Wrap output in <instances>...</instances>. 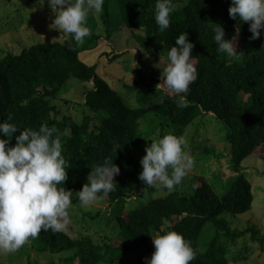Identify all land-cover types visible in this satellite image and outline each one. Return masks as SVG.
<instances>
[{
	"label": "trees",
	"instance_id": "trees-1",
	"mask_svg": "<svg viewBox=\"0 0 264 264\" xmlns=\"http://www.w3.org/2000/svg\"><path fill=\"white\" fill-rule=\"evenodd\" d=\"M110 1L120 13L118 26L130 32L138 61L144 54L167 52L176 37L187 33L197 72V79L189 85L188 107H179L177 95L164 85L150 89L140 69L137 79L121 86L135 93L137 103L150 100L158 90L163 97L151 105L130 107L116 91L115 81L110 85L97 73L96 64L81 60L82 52H92L114 31ZM229 5L230 0H188L177 13H170L169 27L159 31L154 20L155 0H104L100 12L104 30H91L83 42L71 36L63 42L32 44L0 58V121L11 115L8 122L18 127L10 139L14 142L20 130H38L41 124L55 128L53 138L59 137L67 161V179L58 187L80 191L90 169L105 158L120 169L113 178L117 186L106 196L120 228L118 244H96L87 236L49 229L30 237L33 249L60 255V264H114L134 251L133 264H145L144 258L154 251L152 237L175 231L195 252L189 264H230L228 243L246 231L232 230L220 215L236 216L251 209V184L238 172L242 160L251 153L259 152L264 161V38L260 29L259 38L249 39L248 22L229 18ZM217 25L222 27L224 39L233 38L236 51L242 54L228 56L218 50L213 39ZM115 52L112 48V61L117 59ZM69 82L83 87L92 82L83 96L87 113L79 123L69 116L59 117L51 103ZM142 86L147 90H140ZM243 95H247L246 100ZM202 113H212L229 128V156L235 176L221 193L200 175L174 186L163 197L153 198L154 187L138 179L141 165L135 152L143 136L140 121L154 114L163 119L162 127L168 122L180 131ZM116 146L120 148L114 151ZM137 197H145L147 202L134 209L122 208L124 202ZM250 230L255 236V230Z\"/></svg>",
	"mask_w": 264,
	"mask_h": 264
},
{
	"label": "clouds",
	"instance_id": "clouds-1",
	"mask_svg": "<svg viewBox=\"0 0 264 264\" xmlns=\"http://www.w3.org/2000/svg\"><path fill=\"white\" fill-rule=\"evenodd\" d=\"M44 2L37 0L38 6H43ZM47 3L55 14L49 27L71 34L74 41L83 42L92 34L87 19L90 14L102 11L104 0H47ZM176 7L174 0H155L154 20L159 31L169 27L170 13ZM228 15L242 23L248 22L249 39H257L259 30L264 28V0H230ZM213 39L218 50L228 56L243 53L236 51L233 38L224 39L219 25L214 29ZM192 49L187 33L182 32L167 51L166 66L161 69L160 60L154 65L162 70V83L155 87L166 86L177 95V105L182 108L189 106V85L197 79ZM11 119L9 115L7 120L0 121V134L5 137L0 139V253L18 250L41 230H66L67 210L72 204L71 191L58 187L67 179V161L62 155L59 137L53 138L55 128L41 124L38 130H20L15 136L16 143L9 147V140L18 129L8 122ZM184 143L183 138L171 133L151 140L139 161L138 179L149 187L172 191L193 165L191 156L184 150ZM118 148L116 146L114 151ZM119 171L108 158L94 165L86 177L87 182L76 193L79 204L87 207L106 197L117 186L113 178ZM152 243L154 251L144 258L145 264H189L195 258L190 242L175 231L152 237Z\"/></svg>",
	"mask_w": 264,
	"mask_h": 264
},
{
	"label": "rangeland",
	"instance_id": "rangeland-1",
	"mask_svg": "<svg viewBox=\"0 0 264 264\" xmlns=\"http://www.w3.org/2000/svg\"><path fill=\"white\" fill-rule=\"evenodd\" d=\"M176 5L174 13H177L185 5L184 0H180ZM110 12L112 13L114 31L109 35L108 40L102 38L99 47L92 52H82L80 58L88 64H96L97 73L105 78L110 85L115 81L116 91L130 107L151 105L163 97L159 90L153 94L150 100L137 103L135 93L131 94V91L124 89L121 85L131 84L134 79H137L138 69H140L145 84L149 83V88L155 91L157 89L155 86L160 83L157 81L162 80L161 69L167 64V52L144 54L141 61H138V52L134 51L133 45L129 41L130 32L127 28L118 26L120 13L114 1H110ZM54 15V12L48 8L47 0L43 6H38L37 0H0V58L6 53H19L23 48L32 44L63 42L69 39L71 34L49 27ZM87 26L95 32L104 30L100 13L90 14ZM112 48L116 49L117 55V59L114 61L111 59L113 54H110ZM159 60L161 69L154 67L156 63H159ZM68 84L51 103L59 112V117L69 116L79 123L87 113L83 104V96L86 89L92 86V82L84 87L73 82ZM140 90H147V86H142ZM242 97L244 100L247 99V95ZM162 122L163 119L154 114H148L140 121V130L143 136L135 152L136 159L140 161L145 155V148L150 146L151 140L161 138L168 133L174 134L183 138L184 150L193 160L192 167L181 182L187 184L201 175L216 192H223L227 181L230 177L235 176L229 156V128L218 121L212 113L198 115L180 131H176L168 122L162 127ZM4 138L0 134V139ZM15 143L9 140L8 146H14ZM258 153H251L245 157L238 172L251 184L253 198L251 209L236 216L228 213L220 215V218L225 219L232 230L246 231L243 236L228 243L227 257L230 264H264V161L259 158ZM153 187L156 192L151 195L153 198L163 197L169 192L156 186ZM71 193L72 204L67 210L68 223L64 231L76 237H90L96 244H118L120 228L115 216L112 215L113 212L111 213L113 206L110 207L106 197L83 207L78 202L77 192L71 191ZM145 202H147L145 197L132 198L124 202L122 208L124 210L138 208ZM250 229L255 230V236ZM31 244V238H29L18 250L11 253H0V262L3 264H60V255L39 252L33 249ZM135 258L136 255L133 251L114 264H133Z\"/></svg>",
	"mask_w": 264,
	"mask_h": 264
},
{
	"label": "water",
	"instance_id": "water-1",
	"mask_svg": "<svg viewBox=\"0 0 264 264\" xmlns=\"http://www.w3.org/2000/svg\"><path fill=\"white\" fill-rule=\"evenodd\" d=\"M262 24H264V21H262ZM261 36L264 38V28H261Z\"/></svg>",
	"mask_w": 264,
	"mask_h": 264
}]
</instances>
